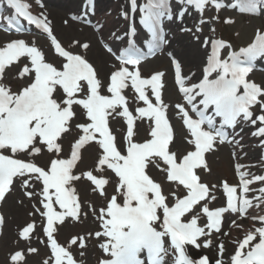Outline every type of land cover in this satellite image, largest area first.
<instances>
[{
  "label": "snow or ice",
  "instance_id": "6c2138e0",
  "mask_svg": "<svg viewBox=\"0 0 264 264\" xmlns=\"http://www.w3.org/2000/svg\"><path fill=\"white\" fill-rule=\"evenodd\" d=\"M175 2L180 6L176 19L181 23L189 8L200 15L195 32L181 29L192 32L197 41L200 36L196 33L203 31L200 25L209 23L204 19V12L214 8L217 15L212 20L218 21L219 11L226 7L222 0ZM36 3L43 8L42 0ZM2 5L13 10L12 15L3 17L6 30L19 31L21 20L35 25L50 39L61 64L57 67L49 62L35 41L15 39L0 45V202L5 201L16 185L23 190L24 197L37 199L40 207L34 203L29 215L38 213L43 218L41 231L46 242L40 243L46 244L48 251L41 264H80L71 249L73 246L85 249L86 237L72 236L65 246L58 242L56 234L58 226L69 218L73 223H82V217L89 215L82 212L75 187L82 177L90 182L91 192L104 201L98 212L89 205L91 214L99 222L100 230L94 233L95 238H104L99 247L107 258L99 264H211L206 255L193 259L189 246L209 248L213 233L229 236L230 231H223L226 214L235 217L229 222V229H238L243 236L232 241L236 247L227 259L225 245L220 242L215 264H264V215L248 214L249 209L264 205V186L251 187L264 185V175L242 171L244 166L236 164L238 184H229L227 180L209 184L198 171L211 174L206 154L216 151L218 145H239L235 136L230 137L228 129L234 131L241 121L253 126L252 136L261 138L260 146L264 148V85L248 78L257 61L264 60V29H257L251 42L238 50L223 39L205 37L202 47L210 51L206 53L203 79L191 87L186 86L181 63L173 58L175 84L185 101L171 106L177 110L186 130L187 147L178 154L179 149L173 150L175 133L168 114L170 105L163 99L165 73L156 71L147 78L143 76L140 65L146 56L133 39L134 27L125 33L127 47L119 55L105 45L119 65L112 66L105 83L84 55L62 46L43 12L33 15L31 5L23 0H0ZM129 5L131 13L140 12L139 24L152 38L151 54L165 43L161 23L165 17L169 21L173 19L169 2L146 0L138 4L137 0H129ZM237 6L242 12L258 13L264 10V0H244L230 5ZM85 9L72 19L90 24L88 14L94 13L92 0H86ZM124 16L127 19L128 12ZM224 23L234 21L226 19ZM101 27L98 24L97 30ZM76 46L89 48V44L79 41L69 45ZM22 59L27 63L18 69L16 78L23 80L25 86L13 92L5 82L6 69L12 70ZM214 74L215 78H211ZM126 90H131V99L137 103L134 112L130 110ZM257 106L259 113H254ZM81 118L84 122L74 123ZM112 121L126 125L119 130L124 133L122 137L118 138L113 131ZM141 125L145 126L144 135L148 137L143 140L137 139ZM74 128L78 136L70 142V156L65 158L63 141L73 136ZM86 149L96 153L94 167L78 174L75 169ZM44 154H48V159L42 165L34 159L21 158L43 159ZM152 169L163 174L176 190L165 194L162 184L152 177ZM107 171L117 178L113 181L112 194L106 191L110 179L103 174ZM177 190L184 194L179 195ZM217 191L223 197V206L210 209L209 203L217 200ZM253 191L258 194L250 198L249 193ZM202 216L206 217L203 226L199 223ZM244 219L251 223L240 222ZM3 223L4 217L0 215V226ZM35 232V221L18 231L16 242H23L25 246L9 254L8 264H28V256L39 254V249L31 243ZM145 253L146 260L142 258ZM79 255L83 256L84 252L80 251Z\"/></svg>",
  "mask_w": 264,
  "mask_h": 264
},
{
  "label": "rangeland",
  "instance_id": "374dc122",
  "mask_svg": "<svg viewBox=\"0 0 264 264\" xmlns=\"http://www.w3.org/2000/svg\"><path fill=\"white\" fill-rule=\"evenodd\" d=\"M51 3L54 4V6L60 10L65 8V6L69 7L68 12L69 13H76L78 12L79 8V3L82 2V0H48ZM73 4H70V3ZM125 3L124 0H120L116 2V5H122ZM176 4V2H175ZM178 9H179V5ZM55 7H51L52 10L54 11ZM65 12V11H62ZM119 12L123 13L126 12L125 8H122ZM119 12L116 14L112 15V17H115L119 15ZM51 13V12H50ZM107 13H110L108 11ZM227 17V16H225ZM231 18L236 19L233 14L230 15ZM51 18L53 21V26L55 28V31L59 36L61 37V40L65 45L69 47L72 41H79L81 44L82 43H87L89 44V48L87 50L76 46V47H71V50L76 53H80L88 57L96 66L98 69V72L100 74V78L103 80V76H105L104 81H107L108 74L113 70L112 66L115 64L110 57L104 53V51L101 49L100 44L101 42H104L102 34L101 37L92 31V29H86L77 25H74L67 21L64 16L58 17L56 15V12L51 13ZM205 19V18H204ZM200 20V15L195 12L194 9L189 8L188 13L185 14L183 18L182 24L185 26H189V29H192L193 32H195L196 27L198 26V22ZM206 20L209 21L208 24L205 25H200L202 27L203 31L200 33H196V35L200 36V41H197L194 39L192 32L186 33V34H180L179 31H175V34H171L169 38V45H168V54L165 53L164 55V60L168 61L167 58L168 56H178L179 60L183 62L184 69L186 70V64L192 55L194 51L200 52L203 51L202 47V41L204 40L205 37H212L216 36V34H221L224 32V34H227V36H230V40L233 44L239 45L245 38L247 37V34L253 35V32L255 31L256 25L255 22L253 21H245V20H235L233 24H230L227 30L221 31V33L218 32L219 24L217 21H213L212 18H206ZM65 21H67V24H65ZM178 26H183L176 20H172V25H170V29H176ZM214 28L215 32H212L211 29ZM101 32V31H100ZM99 32V34H100ZM121 35H114L113 36H119L122 39L123 36V29L119 32ZM173 33V31H172ZM105 35V34H104ZM106 35L110 36L112 35V32H107ZM111 37L110 44L111 45H116L118 43L119 39H114V37ZM6 42L3 41V43ZM39 46H42L44 49H47V46L43 45L42 43H36ZM70 48V47H69ZM47 54L49 56L50 52L47 51ZM205 54V53H204ZM205 55L200 56V68L203 64ZM49 59V58H48ZM50 60V59H49ZM155 63L151 64L152 68H154ZM163 72H165V78H166V83H165V89L168 90L170 88V84L168 82V65L167 63L164 64V66L159 67ZM200 68L198 70V76L200 75ZM157 69V68H155ZM102 70H105V74H103ZM190 70V69H189ZM9 73H14V70L9 71ZM170 110V109H169ZM75 122H81L80 121H75ZM74 122V123H75ZM78 136V130L73 129V136L69 138V140H64L63 141V156L65 158L69 157L70 154V142ZM180 137V135H179ZM187 147L185 145L184 140H182V143L180 147H177L179 149V152H183L184 148ZM175 150V147H174ZM96 158V153L95 151L92 150H83V160L81 163L78 164L76 172H83L87 170H92L94 167V161ZM37 159V158H35ZM48 159V156L44 155L43 159L38 158V160L41 163H44ZM208 164L209 167L212 169L211 174L204 173L203 172V179L210 183V184H219L221 180L225 179H230L231 178V164L232 161L229 160L228 154L226 152H221L219 154H214L208 159ZM157 176L156 179L158 182L161 184L164 183V176L163 174L159 173L157 170ZM77 188V192L80 195V188H82L85 192V197L84 200L81 199L82 202V207L86 206L87 204V210L82 208V212H88L89 215L87 218L82 217L83 222L82 223H73L69 222L63 226L62 233L61 234V228H59L58 233H60V240L63 241H68L69 237L71 236H84L86 237V243H87V248L80 250L77 247H73L75 254L77 258L79 259L80 263L84 264V260L86 257H89L92 255L93 247H96V244L93 241V235L89 236V233L93 234V227L91 226V222H94V225H96V218L91 214V208L89 205H92L93 208L96 210L101 206L100 204H96L93 202V195L91 191L84 186L82 183H77L75 185ZM39 186L37 185V189ZM20 201H23V203H20ZM84 201L86 204H84ZM90 201V203H87ZM36 204L37 207H40V205L37 202L36 198H33V200H29L23 195V190L16 185L14 187V190L11 192L9 197L6 199L4 202V209L6 212V219H7V225L5 229V235L2 237L0 240V264H7V259L9 257V254L13 251H15L17 248H24V243L20 242L19 244L16 242L17 241V229H19L22 225L29 221H35L36 223V233L35 236L32 239V246L37 247L39 249V254L38 255H30L28 256V264H41L42 259L46 256V250L45 247L42 244V247L39 245L40 239L38 235L41 233V219L39 214L32 215L34 218L30 217L29 213L33 212V204ZM229 225V222H227L226 226ZM224 231H230L229 236H224L223 232L221 235H217L214 238V241L212 242V251H211V256L214 258L215 257V249H217V245L220 242H223L224 245H226V241L230 239L231 235L233 233H237L236 229H229V227H226ZM40 236V235H39ZM93 246V247H92ZM80 251L84 252L83 256H80L79 253ZM98 257L100 256V253L97 255Z\"/></svg>",
  "mask_w": 264,
  "mask_h": 264
},
{
  "label": "bare ground",
  "instance_id": "6f19581e",
  "mask_svg": "<svg viewBox=\"0 0 264 264\" xmlns=\"http://www.w3.org/2000/svg\"><path fill=\"white\" fill-rule=\"evenodd\" d=\"M70 4H73L72 2L70 3ZM102 6H105V4H103ZM67 8L69 9V7L67 6ZM107 9H110L109 7H107ZM112 23H115L116 21L115 20H113V21H111ZM111 22H109V24L111 23ZM107 24V23H106ZM200 56H201V52H197V51H194L193 53H192V55L190 56V58H189V60H188V62H187V64H186V67L187 68H190V70L191 71H193V70H197L198 68H199V65H200ZM102 72H103V74H104V70H102ZM251 148V145H250V143H248V150ZM251 155V157L252 158H256V156H254V155H252V149H250V151H249V154H248V156H250ZM255 161V160H254ZM194 252L197 254V251L196 250H194ZM212 264H213V262H212Z\"/></svg>",
  "mask_w": 264,
  "mask_h": 264
}]
</instances>
